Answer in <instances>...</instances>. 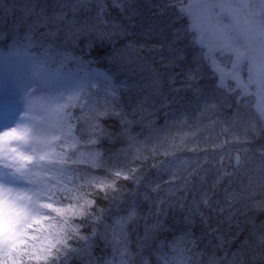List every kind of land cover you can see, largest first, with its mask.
<instances>
[{
	"label": "snow or ice",
	"instance_id": "snow-or-ice-1",
	"mask_svg": "<svg viewBox=\"0 0 264 264\" xmlns=\"http://www.w3.org/2000/svg\"><path fill=\"white\" fill-rule=\"evenodd\" d=\"M95 2L94 19L83 24L67 16L69 11L75 13L87 8L88 0L62 3L61 11L51 16L43 11L36 12L34 6L26 7L23 9L24 17H35L28 26V32L34 33L51 24L55 30L46 33L47 38L54 41L60 32L65 41L73 45L84 38L91 45L93 41L112 42L114 38L126 35L122 24L107 18L105 0ZM111 5L123 12L131 4L127 0H111ZM217 5L233 20L238 18V10L234 9L232 2L202 4L199 7L212 9ZM182 11L192 14V6ZM193 27L199 29L198 19ZM27 38L31 39L30 36ZM199 43L208 47L205 56L212 61L213 71L219 76L215 100L206 101L201 111V116L206 117L211 125L218 123L213 117L220 107H231L233 94L237 97L248 96L253 87L260 93V100L254 106V116L249 114V105L242 100L235 101L239 107L219 134L224 138L218 143L214 141L211 147L216 150L231 143H251L253 137L264 135V54L260 59L248 58V77L245 80L241 75L245 56L230 40L225 39L215 45V48L235 56L227 71L213 59V46L206 44L203 39ZM160 50H163L162 46ZM57 54L61 56L62 65H76V71L68 77L70 86L81 73L83 83L88 84L89 89L93 86L99 74L91 68L90 63L82 57L66 55L65 52ZM139 59L140 52L131 43L123 50L117 49L112 56L114 63L125 66L136 65ZM179 60V56L169 59L171 65ZM103 79L111 85L107 74L103 75ZM196 79L194 73H189L183 87L198 92L192 83ZM83 83H77L76 90L67 97L62 93L52 98V101H45L41 105L44 114L39 119L29 114L34 106V101L29 97L26 116L14 127L5 126V130L0 132V264H71L74 259L79 264H109L107 257L101 259L94 253L97 239L103 240L115 251L113 260L118 257L121 264H126L124 258L131 255L132 232L138 230L142 223L143 234L137 239L136 245L143 248L146 242L155 239L161 229L159 221L153 222L151 219L163 211L160 205L168 204L171 207L179 203L184 206L182 201H186L188 196L177 198V194L185 193L189 188L195 191L192 181L197 177L204 179L201 173L207 172L204 168L209 163L207 158L200 162L179 160L176 157L177 152L184 150L194 153L208 151L207 147H201L199 143L186 145L188 136L196 134H180L187 122L178 121L171 126L175 131L168 132L162 138L160 133L166 130L155 128L150 119L152 112L146 110L143 104L130 118L116 103V87H108L101 99L96 93L85 91ZM170 83L175 84V80ZM160 86L161 76L157 73L150 84L153 94L159 91ZM174 90L179 92L181 89ZM69 108H79L80 115L73 117L67 111ZM135 117H139V121L149 129V138L143 142L129 131V126L136 123ZM102 118L118 119L122 127L120 135L129 145L108 161L95 151L102 137L111 138L99 123ZM257 120L262 122L260 126ZM73 121L81 124V127L76 128ZM149 161L151 168L168 174L166 189L159 182L146 180L144 169L149 166ZM226 161L227 166L233 168L232 172L224 166ZM217 163L220 167L213 188L225 183L226 178L228 182L240 181L239 191L230 188L225 190L227 208L221 207V212L250 198L257 184L264 187V145L251 155L247 148L229 152L220 156ZM94 169L103 170L105 175H98ZM17 178L22 179L27 187L20 189L9 183ZM141 200L152 205L147 214L139 207ZM103 201H107L105 206H101ZM211 204L208 193H203L198 201H192V208L195 212L201 206ZM261 206L264 207V201ZM228 214L232 215L231 212ZM187 242V237H181L173 245L178 252H182ZM209 264H214V260Z\"/></svg>",
	"mask_w": 264,
	"mask_h": 264
},
{
	"label": "trees",
	"instance_id": "trees-1",
	"mask_svg": "<svg viewBox=\"0 0 264 264\" xmlns=\"http://www.w3.org/2000/svg\"><path fill=\"white\" fill-rule=\"evenodd\" d=\"M67 2L70 0H0V53L26 48L37 53L38 59L48 61L50 66L61 64V56L57 53L65 52L66 55L82 57L91 65L105 69L111 80V85L103 81L99 83L98 88L88 91L96 93L103 99L108 87H116L118 92L116 103L121 111L129 114L130 118H133L132 113L139 111L140 105L143 104L146 110L152 112L150 119L153 120L155 128L166 130L160 133L162 138L168 132L175 131L171 126L178 121L187 122L180 134L185 132L196 134L188 136L185 141L186 145L199 143L201 147H207L208 151L194 153L184 150L177 152L176 157L179 160L200 162L207 158L209 163L204 165L207 172L201 173L204 176L203 180L197 177L192 181L195 191L189 188L187 192L177 194V198L181 195L188 196L186 201H182L184 206L179 203L171 207L168 204L160 205L163 211L158 216L151 217L153 222L158 220L161 225L155 238L167 244L181 237H187L196 244L199 250L209 255L215 252L219 257L242 252L252 242L254 235L264 233V207L261 206V202L264 201V187L257 184L250 198L221 212V207L227 208L225 190L230 188L232 191H239L240 181L228 182L226 178V182L218 187L213 188L212 185L217 169L220 167L217 163L220 156L229 152L235 153L244 148L249 149V155H251L255 149L264 145V135L253 137L252 142L247 144H227L223 149L213 150L211 145L214 141L218 143L224 138L219 134L221 128L228 124L236 108L239 107L235 103L236 100H242L244 104L249 105V114L255 115L254 106L260 100L258 90L255 87L251 88L248 96L237 97L233 94L231 107H220L213 117L218 121L215 125H211L206 117L201 116L204 103L215 100L217 96L219 76L213 71L212 61L205 56L209 49L198 42L197 30L193 27L197 20L192 19L195 8L193 0H127L131 5L123 12L112 7L111 0H105L107 18L122 24L126 29V35L116 37L112 42L93 41L90 45L89 40L84 38L73 45L66 42L63 33L60 32L53 41L45 35L55 30V26L51 24L41 27L34 33L28 32V26L35 17H24L23 9L34 6L36 12L43 11L51 16L60 12V5ZM189 5L192 6V14L182 11ZM95 15L96 2L88 0L87 8L79 9L75 13L69 11L67 18H75L78 23L83 24L91 22ZM28 36L31 39H28ZM231 37L232 35L230 37L226 35L224 40L231 41ZM130 43L140 52L137 64L125 66L114 63L112 60L114 52L117 49L123 50ZM175 56H179L180 60L175 65H171L169 59ZM212 56L216 64L226 71L230 70L231 62L235 59L232 53L220 49L213 51ZM165 65L169 66L165 67ZM248 67L249 62L243 61L241 69L246 68L247 72L241 75L245 80L248 77ZM71 68L75 69L76 65L69 63L63 69ZM157 73L161 76V86L159 91L153 94L150 84ZM189 73L197 76L192 83L193 87L199 90L198 92L183 87V82ZM173 79L175 84L170 83ZM228 83L234 84L232 81ZM176 88L181 90L176 92L174 90ZM146 100L147 103H145ZM162 105L166 106L162 107ZM69 110L74 117L81 113L79 108ZM135 119L136 123L129 126V131L143 142L149 138V129L139 121V117ZM99 123L107 130L111 138L102 137L95 146V151H98L104 160L108 161L117 152L127 149L129 145L127 140L120 135L122 127L118 119L102 118ZM257 123L260 126L262 122L257 120ZM75 124L76 128L81 127V124L76 122ZM150 164L151 161L144 169L146 180L152 183L159 182L166 189L168 174L151 168ZM227 165L226 161L224 166L232 172L233 168ZM93 171L98 175H105L101 169ZM203 193H208L212 204L201 206L194 212L192 201L194 199L198 201ZM161 195L163 196V193ZM164 198L167 199V197ZM106 204L107 201L101 202V206ZM139 207L147 214L152 205L141 200ZM229 212L232 213L231 216ZM142 234L143 225L141 223L138 230L132 232L131 239L135 241ZM105 244L99 239L95 242L94 253L101 259L110 255L111 250ZM71 264H79V261L74 259Z\"/></svg>",
	"mask_w": 264,
	"mask_h": 264
},
{
	"label": "clouds",
	"instance_id": "clouds-1",
	"mask_svg": "<svg viewBox=\"0 0 264 264\" xmlns=\"http://www.w3.org/2000/svg\"><path fill=\"white\" fill-rule=\"evenodd\" d=\"M232 5L238 10V18L233 20L230 16L231 42L244 54V61H248L249 57L260 59L264 54V0H232ZM216 8L224 12L218 5L212 9ZM64 66H50L48 61L37 59L29 75L27 90H18L17 94L25 101L33 96H59L70 87L68 77L62 72ZM257 180L260 182L258 176ZM9 183L20 189L27 187L19 178L10 180ZM137 239H131V255L124 258L126 264H209L213 260L214 264H264V233L254 235L252 242L239 254L226 257H219L215 252L206 254L191 240H188L182 252H178L173 243L165 244L156 238L139 248L136 245ZM105 246L110 248L107 243ZM110 250V255L105 256L109 264H121L118 257L112 259L116 253L113 249Z\"/></svg>",
	"mask_w": 264,
	"mask_h": 264
},
{
	"label": "rangeland",
	"instance_id": "rangeland-1",
	"mask_svg": "<svg viewBox=\"0 0 264 264\" xmlns=\"http://www.w3.org/2000/svg\"><path fill=\"white\" fill-rule=\"evenodd\" d=\"M221 2H232V0H193V5L195 8L193 9L192 19L199 20V29L197 30L198 42L203 39L206 44L213 46L218 44L220 41L224 40V36L230 37L232 35L230 23V15L226 12H220V9H204L199 7L202 4H217ZM214 10V11H213ZM201 46L205 47L201 43ZM208 49V47H205ZM217 48L213 49L215 51ZM16 56H22L23 58L16 60L13 64H24L27 66L28 70L23 75L21 73V80H13L11 83H5L4 75L5 72L0 70V111L5 105H14V108L22 106V109H28V99L22 100V98L17 94L18 90H27L29 83V75L34 68L35 60L28 57V53L26 51H16ZM7 59V57L3 58ZM14 58L10 59L8 62L11 63ZM18 65V64H17ZM22 70V69H21ZM20 70V71H21ZM99 74L98 71H95ZM247 72L245 68L241 74ZM72 73V72H71ZM71 73H66L65 75L69 77ZM9 75V74H7ZM6 75V76H7ZM100 75V74H99ZM98 75V76H99ZM84 77L83 73L80 74L79 78L70 86L65 92L64 95L67 97L71 92L76 90L77 83H83ZM87 84L83 83V87H86ZM31 99L34 101L33 110L29 113L31 116H34L36 119H39L41 115H43V109L41 108L42 104H45V101H52V97H44V96H33ZM55 107V103L52 105ZM68 111V109H67ZM1 117V116H0ZM2 121H0V124ZM3 129V125H0V130Z\"/></svg>",
	"mask_w": 264,
	"mask_h": 264
},
{
	"label": "bare ground",
	"instance_id": "bare-ground-1",
	"mask_svg": "<svg viewBox=\"0 0 264 264\" xmlns=\"http://www.w3.org/2000/svg\"><path fill=\"white\" fill-rule=\"evenodd\" d=\"M1 62L2 61L0 60V63ZM17 77H19V76H17ZM6 82H8V81H6ZM5 110H6V113L8 114L9 110H7V109H5ZM11 110L14 111L15 109H11ZM26 112H27V110L26 109H22V106L19 105L17 116H16V110H15V112H12V118L14 119V121L9 123V126L14 127L16 123H19L21 121V119H23L26 116ZM1 117H5V116L1 115ZM4 130H5V127L2 130H0V132H2Z\"/></svg>",
	"mask_w": 264,
	"mask_h": 264
}]
</instances>
